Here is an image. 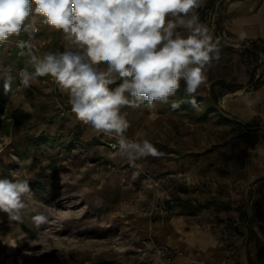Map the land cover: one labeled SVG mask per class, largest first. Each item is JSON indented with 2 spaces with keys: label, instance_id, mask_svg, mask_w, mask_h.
Listing matches in <instances>:
<instances>
[{
  "label": "rangeland",
  "instance_id": "rangeland-1",
  "mask_svg": "<svg viewBox=\"0 0 264 264\" xmlns=\"http://www.w3.org/2000/svg\"><path fill=\"white\" fill-rule=\"evenodd\" d=\"M209 1L197 11L221 38L220 59L193 96L181 81L169 104L122 109L129 122L124 135L148 139L159 153L134 162L117 154L113 135L76 118L53 78L20 85L19 72L33 69L17 42L29 33L0 47V178L19 177L31 189L21 220L0 212V264H198L203 249L161 238L176 214L191 230H210L224 260L264 264V229L261 257L249 230L264 221V98L253 106L244 100L257 96V81L264 83V43L237 42L229 33L233 17L264 0H216L208 8ZM26 23L39 28L36 35L30 29L34 54L69 47L43 17L34 14ZM8 73L15 79L5 94ZM216 81L235 90L212 88ZM173 100L179 108H171ZM175 198L186 205L171 204ZM207 201L212 204L204 206ZM38 214L46 216L39 225Z\"/></svg>",
  "mask_w": 264,
  "mask_h": 264
},
{
  "label": "clouds",
  "instance_id": "clouds-1",
  "mask_svg": "<svg viewBox=\"0 0 264 264\" xmlns=\"http://www.w3.org/2000/svg\"><path fill=\"white\" fill-rule=\"evenodd\" d=\"M205 0H0V44L21 32L20 55H27L32 71L19 72L20 85L30 87L39 77L50 76L67 94L71 111L98 132L113 135L117 154L134 162L159 155L148 139H129L125 107L169 104L180 89L193 96L207 79L213 61H219L221 38H214L199 21L198 9ZM62 34L69 45L64 51L36 55L30 43L32 15ZM186 33V34H185ZM247 39L240 31L236 41ZM105 65L106 70H101ZM121 82L116 84V76ZM5 94L12 91L14 77L3 75ZM116 84L115 87H111ZM259 96L245 95L248 106ZM193 104L195 100L191 101ZM171 108L180 103L173 100ZM31 195L27 180L0 178V212L21 220ZM39 225L46 216L33 217Z\"/></svg>",
  "mask_w": 264,
  "mask_h": 264
},
{
  "label": "crops",
  "instance_id": "crops-1",
  "mask_svg": "<svg viewBox=\"0 0 264 264\" xmlns=\"http://www.w3.org/2000/svg\"><path fill=\"white\" fill-rule=\"evenodd\" d=\"M240 31H245L247 33V39L245 40H259L264 43V1L259 3L256 9L255 7L250 8L247 11L241 12L233 17L229 33L234 38H236L237 33ZM254 89L257 90L256 92L259 98H264V83L260 82L257 88ZM259 179H264V175ZM207 202H211L210 204H212V201ZM186 203L187 202L184 199L179 198V201L174 203V205L176 207H180L181 205H186ZM206 203L204 206L210 205H207ZM223 207L227 209L229 208V205L224 204ZM263 222L264 221L260 220L259 222H257L258 224L254 226L250 225L249 227V229L252 228L254 232H256L259 239V228L264 229V225H261L259 223ZM185 224L187 225L185 219L176 214L173 220V225L169 224L167 226V230L165 232H161L162 240L166 244L170 245H178L181 247L188 246L191 249L196 245L199 248L203 249L204 253L200 254L201 259H198V264H237L235 261H228L227 259L224 260L223 253L221 256V251L217 252L218 249H216L217 246L215 244V237L210 230H205L198 227H193V229L191 230L190 227L186 226ZM183 239H185V241ZM241 261H244L242 262V264H246L245 261H248V257L244 260L242 258ZM182 262L183 261H179V263L177 262L176 264H183ZM184 262H186L187 264H193V261H191V259L187 261L184 260Z\"/></svg>",
  "mask_w": 264,
  "mask_h": 264
},
{
  "label": "trees",
  "instance_id": "trees-1",
  "mask_svg": "<svg viewBox=\"0 0 264 264\" xmlns=\"http://www.w3.org/2000/svg\"><path fill=\"white\" fill-rule=\"evenodd\" d=\"M215 2H216V0H210V1L208 2V8L213 7V5H215ZM259 83H260V81H257V82L255 83V86L257 87V86L259 85ZM216 85H220L221 87L226 88V89H228V90H235L234 86H231V85L225 84L223 81H216V82H213V83H212V88H214V86H216ZM178 201H179V198H175V199L172 200L171 204H174V203H176V202H178ZM210 203H211V202H207L206 204L208 205V204H210ZM167 204H170V203H167ZM249 230H250V232H251L252 234L254 233L255 236H256L255 242H256V244H257V246H258V253H259V256L261 257V256H262V248H261V246H260V239H259L258 235L256 234V232H254V230H253L252 228H250Z\"/></svg>",
  "mask_w": 264,
  "mask_h": 264
},
{
  "label": "built area",
  "instance_id": "built-area-1",
  "mask_svg": "<svg viewBox=\"0 0 264 264\" xmlns=\"http://www.w3.org/2000/svg\"><path fill=\"white\" fill-rule=\"evenodd\" d=\"M31 31H32V34H33V35H36V34L39 33V28H38L37 26L33 25ZM24 40H25V41H28V40H29V37H26ZM6 43H7V42H6ZM6 43H4V44H0V47L5 46ZM30 43H31V45H32V49H33V50H37L38 46H36L37 44L34 42V40H33L32 38H31V40H30ZM39 44H40V41H39ZM57 51H61V50H57ZM114 145H115V144L112 143V147H113ZM4 148H5L4 143H3L2 141H0V152H1Z\"/></svg>",
  "mask_w": 264,
  "mask_h": 264
}]
</instances>
